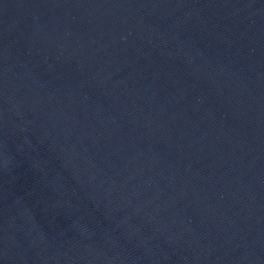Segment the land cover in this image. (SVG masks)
<instances>
[{"label": "water", "instance_id": "water-1", "mask_svg": "<svg viewBox=\"0 0 264 264\" xmlns=\"http://www.w3.org/2000/svg\"><path fill=\"white\" fill-rule=\"evenodd\" d=\"M0 264H264V0H0Z\"/></svg>", "mask_w": 264, "mask_h": 264}]
</instances>
